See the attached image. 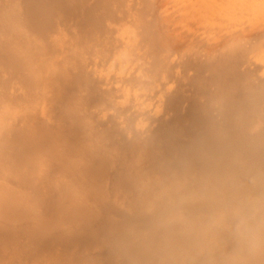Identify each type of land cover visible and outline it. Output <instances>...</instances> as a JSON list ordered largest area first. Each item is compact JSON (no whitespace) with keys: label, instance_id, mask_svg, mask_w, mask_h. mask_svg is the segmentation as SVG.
Masks as SVG:
<instances>
[{"label":"bare ground","instance_id":"6f19581e","mask_svg":"<svg viewBox=\"0 0 264 264\" xmlns=\"http://www.w3.org/2000/svg\"><path fill=\"white\" fill-rule=\"evenodd\" d=\"M0 264H264V0H0Z\"/></svg>","mask_w":264,"mask_h":264},{"label":"rangeland","instance_id":"374dc122","mask_svg":"<svg viewBox=\"0 0 264 264\" xmlns=\"http://www.w3.org/2000/svg\"><path fill=\"white\" fill-rule=\"evenodd\" d=\"M165 47H166V46H165ZM167 47L169 48L168 45H167ZM167 47H166V48H167ZM170 47H172V46H170ZM168 48H167V51H168V52H166L165 54H168L169 51H170L171 53H173L172 50H170V48H169V50H168ZM171 49H172V48H171ZM174 49H175V48H173V51H175ZM163 51H164V50H163ZM119 59H121V58H119ZM119 59H118V60H119ZM113 63H114V62H112V61L109 62V63H107V64H106V68H108L107 71L109 72V74H111V73H112L113 75H114V73L117 74V76L114 75V76L117 77V78L115 77V78L117 79V82L114 83V87L116 86L117 89H116V88H114V89H115L116 91H118L120 94L123 93L124 91H125V92H124L123 94H126V93H127L126 90H128V91L130 92V94H128V97H130V98L132 97V98H131L132 101H136V100H137L136 95H138V94L141 93L142 91L139 90V89H137V92H136V90L132 89L133 84H132V86L130 87V86L128 85V83H126V84H122L123 82L121 83V82L119 81V78H122L121 76L124 77V76L127 75V74H128L129 76H130V74H131V76L133 75V72H132V71H134V69L131 68V67H129V66H130L129 64H130L131 62H127V64H125V65H124L123 62H122V64L124 65V66H123V65L121 64V60H119V61H117V63H116V66H117L116 68H117V69L114 67L115 63H114V64H113ZM118 64H119V65H118ZM120 64H121L123 67H122ZM126 65H127V66H126ZM128 65H129V66H128ZM109 66H110V67H109ZM119 66H120V67H119ZM127 67H128V68H127ZM111 68H112V69H111ZM114 68H115V69H114ZM121 68H123V69H121ZM126 68H127V69H131V70L133 69V70L129 72V70L126 71ZM113 70H114V71L116 70V71L114 72ZM111 71H112V72H111ZM110 72H111V73H110ZM122 72L125 73V74H123ZM113 75H110V76H113ZM152 77H153V78H152ZM155 77H156V76H154V74H153V75L151 74V78H152V79H154ZM151 78H150V80H152ZM118 83H119V85H121V86H120V89H119V87H118V86H119ZM117 85H118V86H117ZM124 86L126 87V89L124 88ZM122 87H123V88H122ZM121 88H122V90H121ZM149 88H150V87H149ZM149 88H148V87H145L144 90H143V92H145V95H146V96L149 94L148 97H150V92H151V89H152V88H150V89H149ZM148 89H149V90H148ZM148 91H149V92H148ZM131 92H132V93H131ZM131 94H132V95H131ZM133 97H134V98H133ZM144 97H145V96H144ZM144 97L141 98V100L143 99L142 101H144L145 98L147 99V97H145V98H144ZM150 99H151V98H150ZM136 102L139 103V100L136 101Z\"/></svg>","mask_w":264,"mask_h":264}]
</instances>
